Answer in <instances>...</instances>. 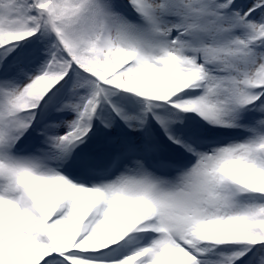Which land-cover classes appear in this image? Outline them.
I'll use <instances>...</instances> for the list:
<instances>
[{
  "label": "snow or ice",
  "instance_id": "snow-or-ice-1",
  "mask_svg": "<svg viewBox=\"0 0 264 264\" xmlns=\"http://www.w3.org/2000/svg\"><path fill=\"white\" fill-rule=\"evenodd\" d=\"M0 264H264V0H0Z\"/></svg>",
  "mask_w": 264,
  "mask_h": 264
}]
</instances>
